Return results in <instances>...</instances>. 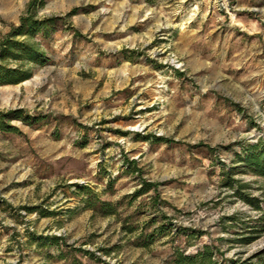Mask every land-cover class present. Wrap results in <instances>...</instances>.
<instances>
[{"label":"rangeland","instance_id":"rangeland-1","mask_svg":"<svg viewBox=\"0 0 264 264\" xmlns=\"http://www.w3.org/2000/svg\"><path fill=\"white\" fill-rule=\"evenodd\" d=\"M29 1L0 0V38ZM35 4L45 61L0 84V111L28 120L0 133V264H169L203 244L264 260L243 229L264 178L235 170L264 138V0Z\"/></svg>","mask_w":264,"mask_h":264},{"label":"trees","instance_id":"trees-1","mask_svg":"<svg viewBox=\"0 0 264 264\" xmlns=\"http://www.w3.org/2000/svg\"><path fill=\"white\" fill-rule=\"evenodd\" d=\"M37 8L35 0H30L27 4L26 13L20 16L19 24L0 38V84L20 83L29 79L32 76V66H28V64L37 65L45 61L42 42L36 38L48 37L50 29L54 26V19L36 18ZM9 62L16 64L10 65ZM13 120L28 121L22 109L0 111V133H19L18 127L12 124ZM159 139H165L167 142L172 141L166 138ZM240 161L242 166L235 168V170L241 168L245 172L264 178V138H261L256 146L250 148ZM231 173L230 171L226 172L230 175ZM142 182L143 186L137 190L136 196L147 193L153 187L151 183ZM85 192L89 197L88 206L100 210L104 215L116 212L111 202L96 198L87 187H85ZM244 199L254 203V199L251 197L244 196ZM253 205L259 211V217L250 222L254 223V226L251 225L250 227L249 223H244L243 229L249 231L247 233H264V209L260 203ZM198 234L199 232L195 233V235ZM252 237L244 236L240 238V241L248 243L253 239ZM54 239L58 242V238L54 237ZM222 240V238H218L217 241ZM169 264H264V260L249 263L225 258L218 245L203 244L193 254H186L184 250L180 249L174 250L169 258Z\"/></svg>","mask_w":264,"mask_h":264}]
</instances>
